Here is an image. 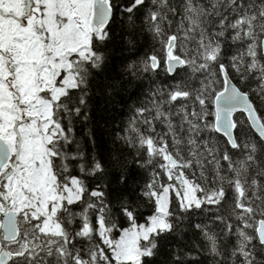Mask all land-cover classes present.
Masks as SVG:
<instances>
[{
  "label": "snow or ice",
  "instance_id": "1",
  "mask_svg": "<svg viewBox=\"0 0 264 264\" xmlns=\"http://www.w3.org/2000/svg\"><path fill=\"white\" fill-rule=\"evenodd\" d=\"M0 264H264V0H0Z\"/></svg>",
  "mask_w": 264,
  "mask_h": 264
}]
</instances>
